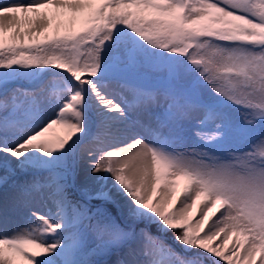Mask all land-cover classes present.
I'll return each instance as SVG.
<instances>
[{
    "label": "snow or ice",
    "instance_id": "6c2138e0",
    "mask_svg": "<svg viewBox=\"0 0 264 264\" xmlns=\"http://www.w3.org/2000/svg\"><path fill=\"white\" fill-rule=\"evenodd\" d=\"M0 264H264V0H0Z\"/></svg>",
    "mask_w": 264,
    "mask_h": 264
},
{
    "label": "trees",
    "instance_id": "16d2710c",
    "mask_svg": "<svg viewBox=\"0 0 264 264\" xmlns=\"http://www.w3.org/2000/svg\"><path fill=\"white\" fill-rule=\"evenodd\" d=\"M61 131H62L61 129H59V128H55L53 134L60 133Z\"/></svg>",
    "mask_w": 264,
    "mask_h": 264
},
{
    "label": "rangeland",
    "instance_id": "374dc122",
    "mask_svg": "<svg viewBox=\"0 0 264 264\" xmlns=\"http://www.w3.org/2000/svg\"><path fill=\"white\" fill-rule=\"evenodd\" d=\"M19 222L23 223V218L22 217L19 218Z\"/></svg>",
    "mask_w": 264,
    "mask_h": 264
}]
</instances>
